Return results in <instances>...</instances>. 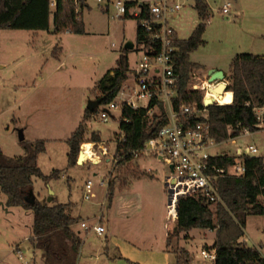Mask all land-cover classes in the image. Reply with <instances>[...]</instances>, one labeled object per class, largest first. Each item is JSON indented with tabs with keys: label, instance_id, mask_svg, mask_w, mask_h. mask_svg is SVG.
Returning <instances> with one entry per match:
<instances>
[{
	"label": "rangeland",
	"instance_id": "obj_1",
	"mask_svg": "<svg viewBox=\"0 0 264 264\" xmlns=\"http://www.w3.org/2000/svg\"><path fill=\"white\" fill-rule=\"evenodd\" d=\"M84 1L86 7L82 13L86 33L83 35L0 31V151L9 157L22 156L21 130L25 142H46V150L39 155L38 166L46 176L53 171H59V176L49 182L33 179V195L42 203L70 204L72 216L93 219L101 215L98 204L106 200L107 179L112 180L114 193L120 183H131L146 196L145 210L141 215L149 232H157L155 225L160 217L172 230L176 223L168 222L167 195L162 187V179L168 170H163V165L157 162L143 164V170H154L153 178H150L152 173L137 171L139 161L115 162L118 157L117 139L121 135L120 108L112 110L108 121L104 122L100 113L105 107L99 106L98 115L87 123L86 142L80 146V151L90 143L92 134H96L100 143L90 145L98 162L69 165L67 141L78 128L89 102L97 99L94 95L97 82L110 69L117 67V59L125 44L132 41L134 49L128 56L130 71L122 85L128 97L135 84L136 63L142 57L137 42L138 24L133 17L115 18V10L110 3L113 0H101V3L98 0ZM206 2L211 10L210 23L200 20L194 8L195 0H188L179 13L170 15L169 22L182 41L188 40L200 24H205V44L190 54V61L201 67L195 71L196 77L205 81L210 68L216 67L225 72L227 80L237 55H264V0ZM226 3L231 6L225 15L221 9ZM122 100L123 95L119 93L115 101L121 103ZM252 143L264 155V128L254 134L240 135L235 143L226 142L220 152L235 157L237 146ZM104 146L109 149L107 156L101 154ZM89 180L93 182L95 197L86 201L85 185ZM5 203L6 196L0 190V264H41V253L34 250L30 242L32 212L21 207L7 208ZM210 208L216 214L217 207L210 205ZM244 233V242L249 247L258 248L264 255V216H247ZM90 234L83 230L80 257L93 250L92 259L86 261H91L89 264H107L103 256L96 259L98 255L95 252L105 242V235ZM113 242L119 250L120 242ZM214 242L215 233L204 229L172 237L168 247L174 253L168 257L167 264H175L176 252L180 249L190 251L192 264H213L201 257V251H208Z\"/></svg>",
	"mask_w": 264,
	"mask_h": 264
},
{
	"label": "trees",
	"instance_id": "obj_2",
	"mask_svg": "<svg viewBox=\"0 0 264 264\" xmlns=\"http://www.w3.org/2000/svg\"><path fill=\"white\" fill-rule=\"evenodd\" d=\"M85 7L84 0H0V31L26 30L83 35L86 33L82 13ZM194 8L201 21L209 19L211 10L206 0H195ZM205 29V24H200L188 40H179L176 44L174 58L179 84L178 95L173 101L175 110L182 105L198 104L203 107V94L190 90L189 85L192 73L201 68L190 61V54L205 44ZM137 42L151 45V40L141 32L140 27L137 29ZM129 53L124 49L117 60V67L108 71L97 82L94 95L101 99L100 106L110 104L119 95L130 71ZM230 72L225 96L231 104L208 107L212 137L219 143L239 137L244 129L256 132L254 126L258 124V120L253 113V105L264 106V55H237ZM98 108L92 112L85 110L82 122L67 141L70 147V166L77 165L80 146L86 142L87 123L98 115ZM166 122L163 106L159 115L149 117L144 109L134 110L122 105L119 128L124 142H120L118 137L117 154L143 147ZM100 141V137L93 133L88 142ZM23 147L24 154L18 157H9L0 151V190L6 196L5 206L21 207L32 212L31 244L34 250L40 251L43 264H77L82 238L81 233L74 229L79 219L71 215V205H49L37 198L34 204L26 201L33 194L34 178L49 182L59 176V171L46 176L38 166V158L45 152L46 142L23 141ZM130 159L128 157L126 161ZM214 162L220 167L228 168L236 163V158L221 157ZM244 167V176H227L219 181L223 202L215 205L216 214L211 210L210 204L202 199H181L176 225L168 233V246L172 237H178L182 233H190L194 229L212 230L216 232L215 242L208 249L216 251L213 264H264L258 248L241 242L247 216H264V157L246 158ZM175 264H191L190 254L186 249L176 252Z\"/></svg>",
	"mask_w": 264,
	"mask_h": 264
},
{
	"label": "built area",
	"instance_id": "obj_3",
	"mask_svg": "<svg viewBox=\"0 0 264 264\" xmlns=\"http://www.w3.org/2000/svg\"><path fill=\"white\" fill-rule=\"evenodd\" d=\"M101 3V0H98ZM188 0H113L110 1L115 10L114 17L125 19L133 17L140 27L141 32L149 37L151 45L138 43L141 47L142 57L137 61L134 70L135 84L126 97V91L121 88L123 95L121 103L115 100L104 106L100 113L102 121L107 122L112 110H117L126 105L134 110L144 109L147 116L159 115L161 106L164 107L167 122L159 129L157 134L147 140L143 147L129 152L118 153L117 164L137 161L143 158L154 160L163 165V170H168L162 179V187L167 195V216L169 223H176L179 214L181 199L196 197L210 205L222 203L219 191V181L227 176L242 177L245 175V159L264 157L259 147L252 144L237 146L235 150L236 163L228 168L220 167L215 159L230 157L220 152L222 145L228 141L235 143L234 139L219 143L211 133L209 111L203 102V107L198 104L192 106L182 105L178 110L173 107V101L178 95L179 74L176 70L175 54L179 39L175 29L170 25V15L179 13ZM131 4L129 7L128 5ZM230 3L223 5V14L230 12ZM207 23L210 20L207 19ZM189 89L201 92L205 98L212 95L222 85L226 87L229 81L209 82V77L202 81L191 75ZM220 104L219 100L212 102ZM250 106V104H247ZM253 113L258 120L254 126L259 132L264 128V106L253 105ZM248 129L242 131L241 136L254 134ZM120 142H124L123 134ZM101 154H109L108 147H101ZM88 161H92L91 158ZM128 161V162H130ZM105 180L102 181V184ZM108 202L113 199L114 188L111 179H107ZM93 182L89 180L85 185L84 199L92 200L95 195L92 192ZM169 225V224H168ZM80 227L86 232H95L98 235L105 233V228L99 224L89 225L81 222ZM201 257L209 259L213 263L216 260L215 250H202Z\"/></svg>",
	"mask_w": 264,
	"mask_h": 264
},
{
	"label": "crops",
	"instance_id": "obj_4",
	"mask_svg": "<svg viewBox=\"0 0 264 264\" xmlns=\"http://www.w3.org/2000/svg\"><path fill=\"white\" fill-rule=\"evenodd\" d=\"M210 69L221 70L216 67H211ZM225 97L226 96H224V98ZM83 117L84 115H82L81 117V122ZM89 144L93 145L96 143L91 142ZM137 161H139L136 168L137 171L152 173L149 177L153 178L154 170H152L151 168H149L148 170H143L142 166L143 164H149L155 161L147 158H143ZM86 162L87 161H84L83 164ZM145 203V194L136 190V187L133 184L130 183L124 185L120 183L115 188V193L111 201L108 202L106 195V200L100 202V205L98 204V206L101 207V215L96 216L93 219L88 218V220L73 216L74 218L79 219V222L74 226V229L81 233L82 238L83 230L80 227L81 222H87L91 226L99 224L105 228V233L103 234L105 235V242L99 245L100 247H98L95 252H97L98 255L96 259H102L103 256V260L107 264H118V262L123 264H167L168 257H171L172 253H174L168 247V233L170 231L169 226L164 222L163 217H160V220H157V224L155 225L157 227V232L150 233L147 223L141 215V212L144 213ZM213 232L215 233L216 237V232ZM90 233V235L96 234L95 232ZM96 235L99 237L103 236L98 234ZM113 241L120 242L119 250L117 247H114ZM241 242H244V239H241ZM118 245L119 244L117 243V246ZM186 250L190 253L188 249ZM93 252L94 251L92 250L88 255L84 256L83 254H81V257L79 255L77 264H81L82 262L84 264H89L91 261L86 260L92 259L91 256ZM261 254L264 258L262 252ZM31 256L34 257V255ZM82 259H85V261H82ZM41 264H43L42 261Z\"/></svg>",
	"mask_w": 264,
	"mask_h": 264
},
{
	"label": "water",
	"instance_id": "obj_5",
	"mask_svg": "<svg viewBox=\"0 0 264 264\" xmlns=\"http://www.w3.org/2000/svg\"><path fill=\"white\" fill-rule=\"evenodd\" d=\"M124 49L128 50V51H132L134 49V43L132 41L127 42L125 44ZM208 77H209L210 83H213L215 81H223L226 79L225 73L222 70H217V69H210L208 71ZM225 89H226V87L224 86V90ZM204 103L206 104L207 107H210L213 105V103L209 100V98H205ZM100 105H101V99H95V100L89 102L87 109L92 112V111H95ZM24 140H25V137H24L23 131L21 130L20 131V141L23 142ZM81 155H82V150L79 153V157H78V161H77V164H79V165H83L82 163H80L81 162L80 161ZM26 201L30 204H34L36 201V197L33 194H31L29 197L26 198Z\"/></svg>",
	"mask_w": 264,
	"mask_h": 264
},
{
	"label": "bare ground",
	"instance_id": "obj_6",
	"mask_svg": "<svg viewBox=\"0 0 264 264\" xmlns=\"http://www.w3.org/2000/svg\"><path fill=\"white\" fill-rule=\"evenodd\" d=\"M224 91V85H222L219 89L217 90H212V95H209V100L211 102H214L215 100H219L220 104L223 105H230V101L225 102L224 96L226 94H223ZM227 103V104H226ZM91 158L92 161L98 162V157L94 154L92 151L91 145L90 144H85L83 149H82V155H81V162L83 164L84 161H87Z\"/></svg>",
	"mask_w": 264,
	"mask_h": 264
}]
</instances>
